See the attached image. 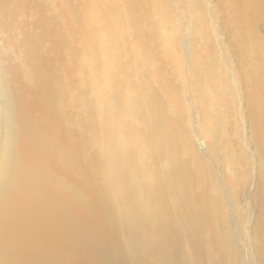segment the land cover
I'll return each instance as SVG.
<instances>
[{
	"label": "bare ground",
	"instance_id": "1",
	"mask_svg": "<svg viewBox=\"0 0 264 264\" xmlns=\"http://www.w3.org/2000/svg\"><path fill=\"white\" fill-rule=\"evenodd\" d=\"M217 1L0 0V264H264V0Z\"/></svg>",
	"mask_w": 264,
	"mask_h": 264
},
{
	"label": "rangeland",
	"instance_id": "2",
	"mask_svg": "<svg viewBox=\"0 0 264 264\" xmlns=\"http://www.w3.org/2000/svg\"><path fill=\"white\" fill-rule=\"evenodd\" d=\"M217 2H218L217 0H210V3H211L212 6L214 7L213 11H214L215 20H213V21H214L215 25H217V26H221V25L224 24V23H223V17H222V14H221V13L216 14ZM172 10H173V14H174L175 16H177V11H176L174 8H172ZM215 27H216V26H215ZM258 33L264 38V22L261 23V24L259 25ZM220 36H221V40L224 41V37L222 36L221 33H220ZM2 43H3V42H2V40L0 39V48H3ZM245 134H246V135H245ZM245 134H244V137H247L248 143H249V145H251V148L253 149V145L250 144V140H251L250 131L247 129V131L245 132ZM200 146H202V145H200ZM250 189L253 190L252 188H250Z\"/></svg>",
	"mask_w": 264,
	"mask_h": 264
}]
</instances>
